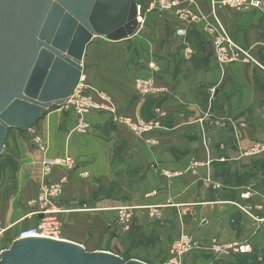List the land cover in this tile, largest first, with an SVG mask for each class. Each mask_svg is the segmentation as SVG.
I'll list each match as a JSON object with an SVG mask.
<instances>
[{"label":"crops","instance_id":"obj_1","mask_svg":"<svg viewBox=\"0 0 264 264\" xmlns=\"http://www.w3.org/2000/svg\"><path fill=\"white\" fill-rule=\"evenodd\" d=\"M133 1L145 9L152 0ZM191 1L203 23L211 22L212 0ZM143 14V26L132 37L91 40L82 77L94 103L101 105L105 96L120 115L158 122L161 128L144 137L156 146L98 111L85 115L89 130L78 133L77 116L67 104L48 110L29 130H9L0 156V253L38 222L30 203L44 163L68 156L74 168L56 166L47 177L50 183L64 181L57 203L64 211L58 216L61 241L120 257L131 238L144 253H154L151 261L158 264L183 231L204 246L248 248L217 261L199 251L183 264H264V222L245 217L236 206L264 217V151L252 152L264 141V70L219 66L201 25H184L169 14ZM216 15L264 67V14L258 6ZM146 78L163 92L139 97L135 81ZM35 139L46 144L45 152ZM244 194L248 199L241 198ZM124 206L136 209L126 236L115 225V210Z\"/></svg>","mask_w":264,"mask_h":264},{"label":"water","instance_id":"obj_2","mask_svg":"<svg viewBox=\"0 0 264 264\" xmlns=\"http://www.w3.org/2000/svg\"><path fill=\"white\" fill-rule=\"evenodd\" d=\"M255 1L264 14V0ZM138 27L133 0H0V156L9 130L31 129L73 96L94 37L119 42ZM0 264L145 263L28 237L2 251Z\"/></svg>","mask_w":264,"mask_h":264},{"label":"built area","instance_id":"obj_3","mask_svg":"<svg viewBox=\"0 0 264 264\" xmlns=\"http://www.w3.org/2000/svg\"><path fill=\"white\" fill-rule=\"evenodd\" d=\"M255 0H212L210 5V16L212 21H204V18L198 12L196 5L191 0H152L147 8L137 5V22L138 30L144 23L143 13L155 12L159 15L169 14L176 20L187 26L201 25L202 33L209 39L211 45V54L215 63L219 66L243 65L251 66L256 69L264 70L261 63L248 50L236 43L217 18V11L230 10L236 13H242L251 7H257ZM203 23V24H202ZM182 35V31L176 32ZM152 72L157 71L154 63L150 64ZM86 87L83 84L81 76L79 84L73 96L66 103L70 106L74 114L77 116V124L75 131L85 134L89 130V125L85 121L87 113L98 111L106 113L110 116V120L118 126H122L130 131L135 137L144 139L145 145L155 146L156 142L150 137H145L150 133L160 129L158 122L145 123L140 120H133L129 117L120 115L108 97L101 96L102 104H96L92 99L85 95ZM135 91L139 97L145 98L163 92L153 85L151 78L137 79L135 81ZM38 148L45 152L46 144L35 139ZM264 151L263 144L257 145L252 152ZM75 162L71 157L64 156L52 162L44 163L41 169V182L37 196L31 201L30 207L33 208L31 216L41 217L35 226L29 227L21 231L16 240L28 237H40L61 241L62 225L58 216L64 211L57 205L63 192L64 181L58 183H50L47 177L50 175L52 168L61 166L72 170ZM249 195L244 194L242 199H248ZM245 217L251 218L255 222L263 223L264 217H259L253 213V209L247 206L236 205ZM136 209L133 207L117 208L119 226L123 231H127L133 213ZM207 251L212 254L214 261L230 257L232 255H240L248 251L247 247L234 244H218L211 242L204 246L195 241L189 234L181 233L178 239L169 247L168 258L163 264H183V259L191 252Z\"/></svg>","mask_w":264,"mask_h":264},{"label":"rangeland","instance_id":"obj_4","mask_svg":"<svg viewBox=\"0 0 264 264\" xmlns=\"http://www.w3.org/2000/svg\"><path fill=\"white\" fill-rule=\"evenodd\" d=\"M54 107H56V106H54ZM53 107V108H54ZM22 132H24V131H22ZM263 142L264 141H262L261 143H259V144H257V145H260V144H263ZM156 146V145H155ZM124 207H126V206H124ZM128 207V206H127ZM120 208H123V207H120ZM115 213H116V211H115ZM150 216H151V214H150ZM134 218H135V211H134V213H133V216H132V218H131V221H130V224H129V227H128V230L127 231H123L121 228H120V226H119V221H118V217H117V213H116V216H115V225H116V227H117V229H118V232L120 231V232H122V235H124V236H126V235H128V233H130V231H131V228H132V225H133V220H134ZM21 231H23V230H21ZM20 231V232H21ZM19 232V233H20ZM181 233H183V231L181 232ZM181 233H179L178 234V236L173 240V241H171L170 243H169V245H168V247L167 248H165V249H167V251H166V253H165V256H164V258L162 259V261L160 262V263H158V264H163L166 260H167V258H168V250H169V247L178 239V237H179V235L181 234ZM187 234V233H186ZM144 236H142V238H143ZM193 238V237H192ZM144 241V238L142 239V242ZM128 242H129V246H127L128 245ZM145 242V241H144ZM125 244H126V246H125V248L127 249V252L125 253V254H120V252L118 253L119 254V256L121 257V258H123V260H125V261H129V260H134V258H144L145 260L147 259V262H149V263H145V264H154V263H152V258H153V254L154 253H144L142 250H141V247L139 246L138 247V241L137 240H135V239H132L131 240V238H129L128 239V241H125ZM139 249H138V248ZM195 252H197V251H195ZM195 252H191L190 254H192V253H195ZM201 252V251H200ZM190 254H188V255H190ZM163 256V255H162ZM161 256V257H162ZM187 256V255H186ZM185 256V257H186ZM210 256L213 258L214 256L212 255V254H210ZM232 256H234V255H232ZM232 256H230V258L232 257ZM227 258H229V257H227ZM185 259V258H184ZM184 259H183V262H184ZM154 260V259H153Z\"/></svg>","mask_w":264,"mask_h":264}]
</instances>
